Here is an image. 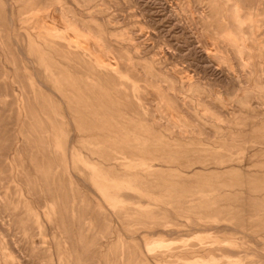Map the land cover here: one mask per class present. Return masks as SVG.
<instances>
[{"label":"rangeland","instance_id":"obj_1","mask_svg":"<svg viewBox=\"0 0 264 264\" xmlns=\"http://www.w3.org/2000/svg\"><path fill=\"white\" fill-rule=\"evenodd\" d=\"M262 26L264 0H0V264H264Z\"/></svg>","mask_w":264,"mask_h":264},{"label":"bare ground","instance_id":"obj_2","mask_svg":"<svg viewBox=\"0 0 264 264\" xmlns=\"http://www.w3.org/2000/svg\"><path fill=\"white\" fill-rule=\"evenodd\" d=\"M257 14H258V13H257ZM257 14H256V15H257ZM251 15H253V14H251ZM239 16L241 17V15H239ZM259 16H260V15H259ZM261 16H262V15H261ZM240 17H239V18H240ZM252 17L255 18L254 16H252ZM257 17H258V16H257ZM262 19H263V18H262ZM253 20H254V19H253ZM259 20H260V19H259ZM240 21H241V20H240ZM255 21H256V20H255ZM260 22H261V21H259V23H260ZM253 23H254V22H253ZM253 23H252V24H253ZM256 23H257V22H256ZM242 24H243V23H242ZM252 24H250V25H252ZM261 24H263V23H261ZM259 26H260V25H259ZM259 26H258V27H259ZM262 27L264 28V26H262ZM259 28H260V27H259ZM251 29H252V28H251ZM252 31H253V30H252ZM259 31H260V30H259ZM259 31H258V32H259ZM263 31H264V30H263ZM263 31H262V32H263ZM252 33L255 34L254 31H253ZM260 35H261V33H260ZM260 35H258V36H260ZM253 37H254V36H253ZM262 38H264V37H262ZM255 39H256V38H255ZM262 40H263V39H262ZM262 40H261V41H262ZM254 41H255V40H254Z\"/></svg>","mask_w":264,"mask_h":264}]
</instances>
